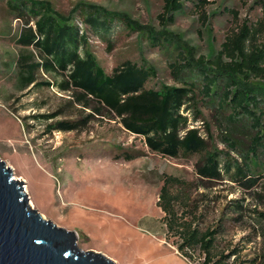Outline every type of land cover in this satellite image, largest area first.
Listing matches in <instances>:
<instances>
[{
  "label": "rangeland",
  "instance_id": "obj_1",
  "mask_svg": "<svg viewBox=\"0 0 264 264\" xmlns=\"http://www.w3.org/2000/svg\"><path fill=\"white\" fill-rule=\"evenodd\" d=\"M10 1L0 0V160L11 169L13 179L23 182L30 206L57 227L74 232L79 250L103 254L115 264H202L204 257L198 251L191 252V261L180 256L176 247L180 240L167 233L165 214L157 206L164 178L175 177L186 185L172 189L184 198V205L175 204L182 221L201 232L220 224L218 250L228 249L227 253L237 247L241 259L264 264V223L258 218L264 212L262 167H256L261 173L256 185L244 189L225 173L221 180H201L195 171L200 155L169 158L150 152L142 138L126 132L116 120L98 116L78 132L50 129L56 122L82 118L90 111L69 103L71 94L56 86L60 75L36 70L34 86L23 87L19 58L30 56L27 63H36L38 54L17 44L25 23L9 8ZM35 1L45 2L57 17L71 18L79 28L90 5L125 18L133 30L116 23L108 41L89 32V51L106 74L125 61L151 67L149 89L179 86L169 68L177 54L193 61L209 59L237 25L261 18L260 3H264L182 0L183 11L163 26L158 20L163 0ZM149 33L160 40L168 38L170 45H150ZM200 103L199 115L186 112L189 128L199 129L209 149L229 154H222L223 163L227 159L242 163L222 142V114ZM52 114L53 118H41ZM251 134L246 131L235 138L248 145ZM125 154L136 157L126 161ZM237 202L242 208L234 211ZM233 260L234 256L228 263Z\"/></svg>",
  "mask_w": 264,
  "mask_h": 264
},
{
  "label": "trees",
  "instance_id": "obj_2",
  "mask_svg": "<svg viewBox=\"0 0 264 264\" xmlns=\"http://www.w3.org/2000/svg\"><path fill=\"white\" fill-rule=\"evenodd\" d=\"M8 6L25 23L17 44L38 54L36 63H27L30 56L19 58L23 63L20 67L24 68L23 87L34 86L36 70L60 75L63 78L56 86L60 91L71 94L69 103L90 111L82 118L56 122L49 126L50 129L78 132L91 119L103 116L116 120L126 132L142 138L150 152L169 158L200 155L195 171L201 180H221L222 173H225L231 182L244 189L256 185L261 176L259 171H255L256 167L264 170V3H260L261 18L253 23L243 21L237 25L225 36L219 51L209 59L193 61L177 54L169 68L172 79L180 85L162 84L159 89L146 87L154 76L151 67L125 61L106 74L89 51V32L108 41L116 23L133 30L122 16L90 5L84 10L80 29L71 18L57 17L42 1L11 0ZM183 9L182 0H163L159 23L163 26L173 23L175 15ZM232 17L237 21V15ZM30 22H33L32 26H29ZM147 40L159 48L171 43L168 38L160 40L151 33ZM251 79L258 83L248 81ZM199 102L222 114L225 123L222 142L231 146L230 150L240 156L242 163L228 159L223 163L222 154L227 157L229 154L209 149L199 129L189 128L186 112L194 111L199 115ZM53 117L54 114L41 116L43 119ZM196 118L194 116L193 120ZM243 131L252 133L248 145L235 138ZM122 157L129 161L136 156L125 154ZM176 186L186 187L175 177L164 178L157 206L165 214L162 222L167 233L180 240L176 245L180 256L191 261V252L198 251L204 257L202 264H229L228 260L233 256L231 264H254L253 259H241L237 247L227 253L228 249L216 248L220 224L201 232L190 222L182 221L175 204L184 205V198L172 192ZM241 208L238 202L232 206L234 211ZM258 218L264 223V212L258 213Z\"/></svg>",
  "mask_w": 264,
  "mask_h": 264
},
{
  "label": "water",
  "instance_id": "obj_3",
  "mask_svg": "<svg viewBox=\"0 0 264 264\" xmlns=\"http://www.w3.org/2000/svg\"><path fill=\"white\" fill-rule=\"evenodd\" d=\"M0 264H115L77 247V235L33 209L23 182L0 160Z\"/></svg>",
  "mask_w": 264,
  "mask_h": 264
}]
</instances>
